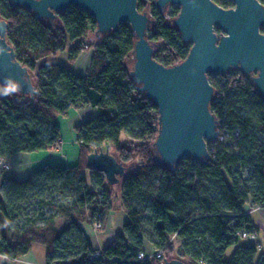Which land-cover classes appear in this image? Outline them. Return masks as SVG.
Segmentation results:
<instances>
[{"label": "trees", "instance_id": "1", "mask_svg": "<svg viewBox=\"0 0 264 264\" xmlns=\"http://www.w3.org/2000/svg\"><path fill=\"white\" fill-rule=\"evenodd\" d=\"M213 1L224 8L234 6L232 0ZM148 6L153 18L148 37L155 44L154 58L166 66L181 61L190 44L183 42L172 20L180 8L174 7L167 22L153 0H139V10ZM0 18L8 22L7 39L38 90L32 96L0 82L5 93L0 104V160L20 152L57 149L60 129L55 117L66 115L78 101L100 112L75 127L80 143L75 167L46 164L22 181L2 178L0 254L17 258L28 252L32 242H40L47 246L46 264H160L155 258L140 261L138 253L149 245L171 259L177 243L179 257L189 264H264V252L253 244L238 245L236 236L252 223L250 215L242 214L245 203L250 197L254 204L264 202V100L251 74L233 68L225 75H208L215 89L210 109L220 128L226 126L233 135L240 132V147L236 150L221 143L212 151L213 160L185 158L171 170L155 162L158 109L139 90L126 64L136 40L129 23L97 35L96 20L75 5L51 24L27 9L5 7L4 0H0ZM91 30L95 40L88 43ZM68 40L69 57L64 65L37 64L65 49ZM84 44L93 45L95 53L87 73L78 75L72 65L86 49ZM122 133L127 135L126 144L120 143ZM104 145L114 146V155L126 166L127 176L117 184H109L102 172L87 165L88 154ZM4 170L0 165V177ZM85 170L93 190L88 188ZM156 171L158 188L150 182ZM115 185H119L117 193ZM54 193L67 202H57ZM32 195L55 209V215L43 214L42 222L22 221L21 204ZM117 200L129 221L100 250L102 257L91 259L98 249L92 247L77 219L89 212L92 222ZM57 215L69 220L64 229L56 226ZM232 245L236 247L227 260L225 253Z\"/></svg>", "mask_w": 264, "mask_h": 264}, {"label": "water", "instance_id": "2", "mask_svg": "<svg viewBox=\"0 0 264 264\" xmlns=\"http://www.w3.org/2000/svg\"><path fill=\"white\" fill-rule=\"evenodd\" d=\"M8 1L12 7L27 9L35 18L51 24L75 5L96 20L97 35L115 32L122 23L130 24L136 38L130 75L158 109L155 162L171 170L185 158H210L209 145L219 131V119L210 109L215 90L210 73L224 75L234 68L251 74L264 100V4L260 0H232L234 6L230 8L213 0H156L155 6L163 13L171 5L180 8L172 20L183 42L190 44L187 56L170 66L154 58L155 44L148 37L153 18L147 9L139 10V0ZM7 29L8 22L0 18V82L35 96L38 90L31 73L18 60ZM87 165L102 172L109 184L127 176L126 166L108 149L91 151ZM161 264L189 263L166 258Z\"/></svg>", "mask_w": 264, "mask_h": 264}, {"label": "crops", "instance_id": "3", "mask_svg": "<svg viewBox=\"0 0 264 264\" xmlns=\"http://www.w3.org/2000/svg\"><path fill=\"white\" fill-rule=\"evenodd\" d=\"M92 36L95 38L93 32L91 31L90 36L87 39L88 43H91L94 39L91 38ZM69 45L70 41L68 40L67 47L65 49L60 50L54 55L44 57L41 59L40 64L64 65L69 57ZM93 55L94 51L92 52L91 49L84 50L76 62L72 65V71L78 75L86 74L91 65ZM4 96V90L0 89V104L4 99ZM99 113L100 112L97 107L87 105L79 108L71 107L66 115L58 114L55 117V122L60 129L59 147L55 150H43L32 153L20 152L8 159H3L6 160L9 167L4 170L2 177H0V193L2 178L4 177L22 181L27 179L33 172L44 167L46 164L61 165L66 168L75 167L78 163L80 154V143L77 140L75 127L89 119L97 117ZM127 142V135L125 136L123 143H121L120 139L121 144H126ZM109 147L114 149V146L109 145ZM84 174L87 179L88 188L93 190L94 188L91 183L89 171L85 170ZM113 190L115 191V188ZM118 191L119 189H117L115 193ZM103 215L105 216V219L103 227L100 230L93 228L89 212H87L84 217L77 219L78 225L84 231L92 247L98 250H101L111 244L114 241L116 234L121 232L123 226L129 221L128 215L120 206L118 200L114 202L113 208L105 211ZM250 217L252 224L259 229L261 235V225L257 226L252 219V214ZM261 218L264 222V211H261ZM262 225L264 226L263 223ZM7 234L9 233L7 232ZM46 252L47 246L45 244L32 242L28 252L20 257L10 258L6 255L0 254V264H46Z\"/></svg>", "mask_w": 264, "mask_h": 264}, {"label": "built area", "instance_id": "4", "mask_svg": "<svg viewBox=\"0 0 264 264\" xmlns=\"http://www.w3.org/2000/svg\"><path fill=\"white\" fill-rule=\"evenodd\" d=\"M4 6L7 7V8H12V9L18 10V11H23L24 10V8H14V7H12L8 0H4ZM236 70L239 71L238 69H236ZM213 74L217 75V74H220V73H213ZM72 107H75V108L81 107V102L80 101L76 102L74 105H72ZM220 126H221V124H220V121H219L218 138L215 141H213L212 143H210V145H209L210 158L207 159V160H213L214 159L213 152L216 151V149L219 147V145L221 143L228 144L231 147H234L236 150L240 147L238 145V141H239V138L241 136L240 132L236 131L235 134L233 135L226 129V126L223 125L222 128H220ZM183 160H181L180 162L182 163ZM180 162H179V164H180ZM0 165L4 169H7L9 167V164L7 162L3 161V159L0 160ZM255 209H259V210L263 211L264 210V202L261 203V204H254L252 202V198L250 197V199L245 203V205L243 207L242 214L250 215L251 212H253ZM102 219H103L102 214L98 212L92 218V226L94 228H101L102 224H103L102 223ZM236 236H237L239 241L241 240V241H244L245 243L253 244L258 249H260L262 247V243L260 241V231L252 223L242 227L241 229H239L236 232ZM174 237H175V235L172 237V239H174ZM171 241L172 240H170V242ZM101 255H102L101 251L98 250V251L94 252L90 256V258L91 259H100L102 257ZM154 258L158 259L160 261V264L163 263L162 260H165L164 259L165 256H164L163 251L161 249H158V248H155V247H151L150 249H145V250L140 251L138 253V259L140 261L151 260V259H154Z\"/></svg>", "mask_w": 264, "mask_h": 264}, {"label": "rangeland", "instance_id": "5", "mask_svg": "<svg viewBox=\"0 0 264 264\" xmlns=\"http://www.w3.org/2000/svg\"><path fill=\"white\" fill-rule=\"evenodd\" d=\"M150 3H151V2H150ZM174 7H175V6H170V8L168 9V12H166V14H164V15H165V18H166V20H167V22L171 21V18L173 17L172 15H170V12L174 9ZM148 8H150V7H148ZM91 31L94 32L93 30H91ZM91 31H90V32H91ZM90 32L88 33V37L90 36ZM93 35H94V33H93ZM91 38H94V37L92 36ZM87 39H88V38H87ZM94 40H95V39H93L91 42H93ZM67 43H68V41H67ZM84 46H85L86 49H91L92 52L94 51V53H95V47H94L93 45H91V46L88 47L87 44H84ZM86 49H85V50H86ZM40 61H41V60H38V61H37V64H40ZM133 61H134V60H133V56L130 55V56L127 58V60H126V64H127V66H128L129 69L132 68ZM218 77H219V76H218ZM219 79H220V77H219ZM4 98H5V96H4ZM125 136H126V134H125V133H122V135H121V143L124 142ZM126 141H127V139H126ZM102 148H103L104 150L108 149L111 153L114 154L115 147H114V149H111V147H109V145H104ZM93 150H94V149H93ZM93 150H92V151H93ZM3 161L6 162V160H3ZM151 178H152V179L150 180V182L153 183V184L156 186V188H158L159 172H158V171L153 172V173L151 174ZM114 187H115V191H116L117 189H119V185H115ZM116 193H117V192H116ZM47 196H48V194H46V197H47ZM0 197H1V193H0ZM53 197L56 199L57 202H67V201L64 200L63 195H61L60 193H54V194H53ZM47 198H48V197H47ZM21 206H22V208H23V218H22V221H25V220H27L28 218H31V219H37L39 222H42V221H43V219H42V215H43V214L46 215V216H48V215H55V209H53L50 205L43 204V203L40 202V201L38 200V198H37L36 196H34V195H32L31 198H30L27 202H23V203L21 204ZM263 211H264V210H263ZM251 214H252V219H253L254 222L257 224V226H258V225H261V226H260V229H261L260 241H261L263 247H262V249L260 248L259 250H260L261 252H264V226L262 225V223L264 224V222L262 221V218H261V210H259V209H255L253 212H251ZM251 214H250V215H251ZM102 217H103L102 220H103V224H104L105 216L103 215ZM0 219L4 220V219H3V216H2L1 213H0ZM55 221H56V226H57L59 229H64V228L67 227L68 224H69V220H68L67 218L61 216V215H57V216H55ZM91 224H92V222H91ZM93 228H94V227H93ZM94 229H96V230H100V229H102V227H101V228H94ZM239 242H240V243H238V244H245L244 241H241V240H240ZM175 243H176V242H175ZM146 248H147V249H150L151 246L147 245ZM234 249H235V245H232L230 248L227 249V251H226V253H225V259L228 260V259L231 258ZM175 251H176V252L173 254V257H174V258H180V257H179V254H180V251H179V245H178L177 243H176ZM95 252H96V251H95ZM164 256H165V259L168 258L165 254H164ZM181 259H182V258H181ZM162 261L164 262V260H162ZM162 261H161V262H162Z\"/></svg>", "mask_w": 264, "mask_h": 264}, {"label": "flooded vegetation", "instance_id": "6", "mask_svg": "<svg viewBox=\"0 0 264 264\" xmlns=\"http://www.w3.org/2000/svg\"><path fill=\"white\" fill-rule=\"evenodd\" d=\"M144 1H145L146 3H148V0H144ZM155 1H156V0H153V3H154V4H155ZM171 6H173V5H171ZM148 7H149V6H148ZM169 8H170V6H169ZM169 8H168V9H169ZM147 10L150 12L149 8H148ZM167 12H168V10H167ZM150 14H151V12H150ZM165 14H166V13H165Z\"/></svg>", "mask_w": 264, "mask_h": 264}]
</instances>
